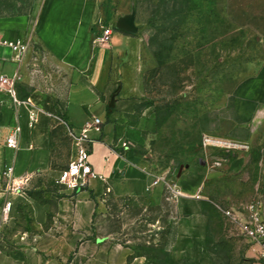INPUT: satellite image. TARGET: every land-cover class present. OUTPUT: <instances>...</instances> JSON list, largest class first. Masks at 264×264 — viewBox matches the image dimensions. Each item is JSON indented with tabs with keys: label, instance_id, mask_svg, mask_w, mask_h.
I'll return each mask as SVG.
<instances>
[{
	"label": "crops",
	"instance_id": "1",
	"mask_svg": "<svg viewBox=\"0 0 264 264\" xmlns=\"http://www.w3.org/2000/svg\"><path fill=\"white\" fill-rule=\"evenodd\" d=\"M127 9L128 0H42L27 37L3 31L20 23L0 21V78L14 80L18 102L0 85V208L5 201L13 204L9 220L0 223V264H145L144 258L133 256L113 239L97 236L94 224L112 196L159 202L163 195L159 188L147 191L157 175L142 165L131 148L144 144L142 133L128 121L143 45L136 19L135 34L116 29L119 19L133 13ZM108 28L112 36L103 44L101 35ZM32 40L59 70L70 74L64 95H58L62 83L57 74L38 73L33 64L38 59L30 51ZM3 42H24L27 51L19 55ZM113 97L115 105L110 108ZM94 118L102 123L100 133L89 127ZM69 129L85 130L91 140L89 163L99 177L77 191L54 181L60 171L56 168L58 134L68 142L70 162L76 155ZM198 129L201 135L253 146L264 129V79L249 82L224 107L203 113ZM13 134L14 150L6 146ZM210 152L203 149L199 164L174 178L183 196L170 197L175 210V235L169 246L172 261L214 263L209 250L211 219L205 210L210 203L209 184L227 178L249 181L247 155L227 152L229 158L214 159ZM5 167L13 168L15 183L28 179L21 192H7ZM162 176L171 179L166 173ZM263 192L252 184L217 197L222 208L236 213ZM220 216L227 241L236 249L242 246L246 262L262 264L257 248L238 226L221 212Z\"/></svg>",
	"mask_w": 264,
	"mask_h": 264
},
{
	"label": "rangeland",
	"instance_id": "2",
	"mask_svg": "<svg viewBox=\"0 0 264 264\" xmlns=\"http://www.w3.org/2000/svg\"><path fill=\"white\" fill-rule=\"evenodd\" d=\"M41 3L0 0V21L21 24L3 31L30 36ZM127 11L135 14L143 45L140 77L128 102V121L142 133L144 144L131 148L150 173H166L174 179L203 157L199 117L224 107L252 80L264 79V0H128ZM30 44L34 60L38 59L33 62L38 73L57 74L62 83L58 95H64L70 74L59 70L40 44L34 40ZM57 146L56 168L61 170L70 163L62 134L57 135ZM211 151L214 159L228 157L227 152ZM241 154L249 158L248 183L227 178L209 184L210 203L205 210L211 219L213 264H253L244 260L242 246L236 249L227 241L217 196L252 184L257 191L264 189V129ZM94 224L97 236L113 239L133 256L144 258L145 264H192L170 258L175 210L166 192L159 202L112 196Z\"/></svg>",
	"mask_w": 264,
	"mask_h": 264
},
{
	"label": "built area",
	"instance_id": "3",
	"mask_svg": "<svg viewBox=\"0 0 264 264\" xmlns=\"http://www.w3.org/2000/svg\"><path fill=\"white\" fill-rule=\"evenodd\" d=\"M111 36L112 30L109 28L104 29L100 40L103 44H108ZM3 44L9 46L13 52L19 55H22L27 51V45L24 42H3ZM0 85L6 86L8 88V93L13 97L14 102L18 103L15 98L14 80L7 77H1ZM101 124L100 119L94 118L89 127L97 133H100ZM67 134L71 138L72 143L76 146V155L64 169H61L58 172V176L54 181L58 186L77 191L85 187L90 180L99 177L93 172L89 163L91 140L87 137L85 130L74 131L69 129ZM6 146L12 150L17 148V141L14 134L8 137L6 140ZM123 146L126 147V144ZM201 146L203 149L234 153L247 151L249 149L247 143L208 134L201 135ZM215 166L218 167L219 163L216 162ZM2 175L7 180L6 190L10 193L21 192L28 182V179L24 178L15 183L12 167H5ZM153 188H159L162 192L168 193L171 198H179L183 196V193L174 179H169L166 176H154L147 191ZM217 208L219 212L229 218L231 223L236 224L243 237L257 248L259 260L264 264V192L261 198L243 206L236 212L241 217H239L234 211L226 210L222 207ZM12 210V202L5 201L0 208V223H5L9 220Z\"/></svg>",
	"mask_w": 264,
	"mask_h": 264
},
{
	"label": "water",
	"instance_id": "4",
	"mask_svg": "<svg viewBox=\"0 0 264 264\" xmlns=\"http://www.w3.org/2000/svg\"><path fill=\"white\" fill-rule=\"evenodd\" d=\"M134 20H135V14L131 13L130 15H127L119 19L116 25V29L127 34H135L137 28L134 25ZM114 105H115V99L113 97L110 101L109 107L113 108Z\"/></svg>",
	"mask_w": 264,
	"mask_h": 264
},
{
	"label": "trees",
	"instance_id": "5",
	"mask_svg": "<svg viewBox=\"0 0 264 264\" xmlns=\"http://www.w3.org/2000/svg\"><path fill=\"white\" fill-rule=\"evenodd\" d=\"M202 150H203V148H202L201 143H200V149H199V151L201 152Z\"/></svg>",
	"mask_w": 264,
	"mask_h": 264
}]
</instances>
